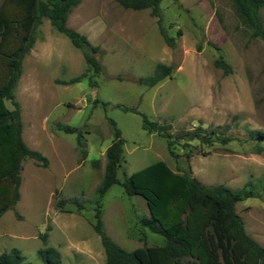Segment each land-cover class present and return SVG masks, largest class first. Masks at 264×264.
Instances as JSON below:
<instances>
[{"label": "rangeland", "instance_id": "1", "mask_svg": "<svg viewBox=\"0 0 264 264\" xmlns=\"http://www.w3.org/2000/svg\"><path fill=\"white\" fill-rule=\"evenodd\" d=\"M159 6L174 47L163 40L149 9H126L115 0H80L70 10L67 25L99 46L102 68L96 74L86 70L81 49L47 18L36 27L14 99L24 142L49 163L41 167L29 158L22 161L20 198L0 216V253L17 249L22 264H43L37 254L44 246L39 235L49 228L46 245L59 249L63 264H104L93 224L105 150L114 137L106 117L115 121L124 140L119 181L162 160L206 186L241 189L248 184L258 195L236 203L235 210L245 231L264 245V140L252 139L264 131V39L251 35L231 0H161ZM259 16L264 26V8ZM219 55L230 73L215 66ZM157 63L172 67L170 77L152 87L139 84L137 78L152 75ZM84 71L78 82H57ZM95 98L100 102L93 103ZM118 103L169 124L172 137L200 127L201 133L215 128L231 140L208 145L180 138L173 157L164 137L142 128L140 113L123 111L115 107ZM56 122L81 129L85 159L76 149L77 134L57 130ZM95 159L97 166L92 165ZM57 200H64L63 209ZM100 202L103 229L119 246L130 251L163 244L162 236L138 226L137 218L148 213L141 196L128 195L115 183Z\"/></svg>", "mask_w": 264, "mask_h": 264}, {"label": "trees", "instance_id": "2", "mask_svg": "<svg viewBox=\"0 0 264 264\" xmlns=\"http://www.w3.org/2000/svg\"><path fill=\"white\" fill-rule=\"evenodd\" d=\"M126 9H149L156 18L160 35L169 47H174L173 36L168 35L162 25L161 0H115ZM242 23L253 37L264 39V26L259 11L264 0H231ZM80 0H1L0 1V216L11 209L19 200L20 170L25 158L32 159L41 167L48 166V159L40 151L26 145L22 138V119L14 89L22 72V59L35 41V29L43 18L64 36L72 45L81 49L87 69L93 73L101 71L96 57L99 46L93 45L87 36L67 25V15ZM214 64L223 73L231 72L230 65L219 55ZM172 67L157 63L152 75L137 78L139 84L152 87L165 77H170ZM86 76V71L68 80L58 81L71 84ZM88 82L91 80L88 77ZM13 105L10 109L5 101ZM95 98L93 103H99ZM106 106L107 102H101ZM115 107L123 111L138 112L121 104ZM140 113V112H138ZM142 116V128L156 132L166 139L169 154L176 157L173 145L184 139H193L211 145L215 140L227 143L230 137L218 134L215 128L201 133L198 127L186 131L182 136L172 137L169 124H161ZM113 130V140L105 150V166L101 183L97 188L94 231L98 234L105 255L104 264H264V245H260L244 228L241 216L236 212V203L258 195L251 188L231 189L223 184L206 186L190 173L173 170L162 160L150 163L122 181L117 178V169L123 154L124 140L113 119L106 117ZM57 130L76 133V149L81 159L87 156L86 143L79 127L56 122ZM252 139L264 140V131H257ZM189 156V154H187ZM98 159L92 161L97 166ZM119 183L128 195H139L145 200L148 213L137 218L138 226L163 237L162 245L142 246L126 250L113 241L104 231L101 221L100 201L108 188ZM75 203V202H74ZM78 209L83 206L75 203ZM56 206L64 207V200ZM47 231L49 228H46ZM40 233L44 246L37 254L43 264H63L58 248L46 245L48 233ZM145 236L144 231L141 232ZM17 249L0 253V264H22Z\"/></svg>", "mask_w": 264, "mask_h": 264}]
</instances>
